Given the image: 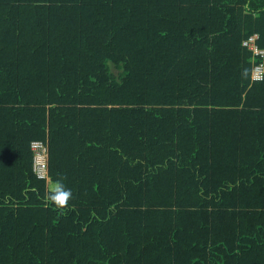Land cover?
Returning <instances> with one entry per match:
<instances>
[{
    "label": "trees",
    "instance_id": "trees-1",
    "mask_svg": "<svg viewBox=\"0 0 264 264\" xmlns=\"http://www.w3.org/2000/svg\"><path fill=\"white\" fill-rule=\"evenodd\" d=\"M253 33L264 0H0V264H264Z\"/></svg>",
    "mask_w": 264,
    "mask_h": 264
},
{
    "label": "built area",
    "instance_id": "built-area-1",
    "mask_svg": "<svg viewBox=\"0 0 264 264\" xmlns=\"http://www.w3.org/2000/svg\"><path fill=\"white\" fill-rule=\"evenodd\" d=\"M257 33H253L242 41L251 50L253 55L251 79H261L264 75V47L256 44ZM32 150V169L34 173L44 179H48V147L47 143L41 139L30 141Z\"/></svg>",
    "mask_w": 264,
    "mask_h": 264
},
{
    "label": "clouds",
    "instance_id": "clouds-1",
    "mask_svg": "<svg viewBox=\"0 0 264 264\" xmlns=\"http://www.w3.org/2000/svg\"><path fill=\"white\" fill-rule=\"evenodd\" d=\"M57 177V179L51 180L46 184V192L43 199L46 206L48 204L54 205L57 209L61 210L62 214H66L63 210L68 208L73 193L64 183L66 176L62 173H57Z\"/></svg>",
    "mask_w": 264,
    "mask_h": 264
},
{
    "label": "crops",
    "instance_id": "crops-1",
    "mask_svg": "<svg viewBox=\"0 0 264 264\" xmlns=\"http://www.w3.org/2000/svg\"><path fill=\"white\" fill-rule=\"evenodd\" d=\"M258 35V34H257Z\"/></svg>",
    "mask_w": 264,
    "mask_h": 264
}]
</instances>
